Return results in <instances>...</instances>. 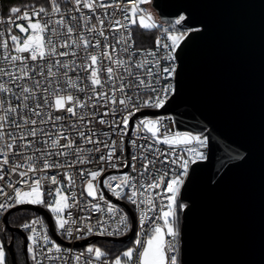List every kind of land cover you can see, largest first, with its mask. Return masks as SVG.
<instances>
[{
    "label": "snow or ice",
    "instance_id": "1",
    "mask_svg": "<svg viewBox=\"0 0 264 264\" xmlns=\"http://www.w3.org/2000/svg\"><path fill=\"white\" fill-rule=\"evenodd\" d=\"M148 2L149 0H128L127 5L122 6L119 2L110 5L105 3L104 0H73L74 11L81 13L79 19L85 21L84 28L86 32L95 34L91 39L79 33L77 38L74 39L75 29L72 24L65 22L63 16L52 20V14L61 12L56 0H50L51 13L44 7L24 11L20 7L10 9L11 13L16 15L17 20H23L27 23L26 25L15 24V27L19 29L23 36L11 34L10 28L8 29V38L0 40V49L4 52L2 58L13 69L9 71L0 68V76L7 77L9 81L15 84V87L20 89L22 95L15 98L25 102L24 107L31 111L32 116L40 118L37 120L25 115L20 117L22 125L14 123L17 129H21L22 126L28 127V132L19 137L23 141L22 149L26 150L32 146V140L27 139L28 136L33 139L37 138L38 123L40 125L51 123L56 131L52 133L45 131L43 127L39 128V135L44 137L40 143L48 147L44 149L37 148L31 156H27L24 164H14L11 171L21 178L19 184L24 187L9 184L8 187L13 189V195H8L7 192L0 189V196L6 197V200L0 203V210L6 211L16 204L44 205L54 214L58 228L69 238L72 237L73 232L80 233L85 232V230L86 233L93 232V225L85 222L90 217L78 216L73 218L71 212H67L65 215L66 210L80 205L75 191L71 194V203L69 202V195L64 191L65 187H74L76 184V179L71 172L66 171L63 173L67 185H63L55 175L49 177L36 174L46 172V170L53 167L64 166L59 162H50V158L53 156L71 157V162L66 165L68 169L75 167L77 164H91L92 160L84 154L85 151L89 154L93 152L100 153L101 146L107 150V154H101L96 159L99 162L108 164L109 167H117L115 163H109L113 161V157L117 152V141L111 140V143L102 141L99 139L98 133L91 128H88L87 133L81 130L78 125L87 127L92 123V120L86 119L87 113L78 115V110L104 108V111L99 114L95 110L92 111V118L101 125L108 124L113 130H119L121 133L120 142H123V136L128 133L130 121L141 108H162L175 93L174 84L168 83V81L174 79L177 74L175 53L180 43L188 35L187 32L168 33L165 38L170 43H162L160 38H157V48L162 47L166 53L163 57L156 58V52L150 50L143 60L133 61L132 54L129 53L131 32L128 33L127 37L121 36L119 39L113 37L116 39V43L112 44L108 42V36L105 35V21L108 19V13L105 11L103 18L96 15L97 9L106 10L114 6L125 13L123 18L126 23H121L118 19L109 20L108 28L113 32H119L128 28V25L135 24H139L144 29H152L157 25L152 22L151 15L144 14V10L140 8V4ZM83 9H87L95 15L97 24L89 26L88 21L92 19V16L83 15ZM42 17H47V19ZM71 19L75 21L78 18L72 16ZM184 20L185 17L180 16L175 23L180 25ZM9 23H12V21H9ZM2 36L3 33H0V37ZM97 36L102 37L104 42L102 43ZM9 40L12 45V54L9 51ZM120 44L124 45L120 51L129 53L127 59L117 55L116 45ZM59 48L65 50L59 51ZM68 49L73 50L68 51ZM90 49L98 51H89ZM78 51L82 63H77L75 59L68 63L60 59L54 61L50 59L68 56L75 58ZM148 56L153 57V59L149 60ZM161 60L165 61L167 66L161 67ZM38 61L40 63H37ZM78 69L82 75L77 74L76 78L73 79L69 73L77 72ZM33 73L42 77L44 83H41L39 79L32 80ZM161 80L165 83L161 84ZM16 81H32V83L31 85L24 83L22 86L16 84ZM142 90L150 92L151 95H148L147 99H144L141 103L140 93ZM10 91V88L0 84V92L8 93ZM37 93H40V95H37ZM76 93H84V98L81 99ZM30 98L34 100L35 107L28 109L27 101ZM17 108H19V105L16 108L9 105L6 112L19 116ZM53 110L70 114L71 117L76 119L65 125L61 122H64L66 117L63 115L53 117L51 114ZM117 112L120 113L118 120L113 119L109 122L104 119L105 116L110 114L116 117ZM8 120V115L0 116V140L4 139V124ZM134 128L137 133L140 131L149 133L156 144L169 145L172 152L161 154L164 156L162 163H170L175 167L165 171L151 182H141L139 187L136 186L134 178L128 174L106 176L101 181L100 178L105 173L103 166L96 170L80 168L79 177L83 183L80 196L86 195L92 200L104 201V193L100 190V184L103 183L115 197L118 199L126 197L128 202L140 209L139 224L142 230L134 242L136 247H130L123 251L111 261V264H133L134 257L136 258V264H179L178 240L180 232L177 210L179 209L182 212L187 207L186 204L181 202V188L189 176L190 165L198 160L205 159V155L200 149L206 146L207 138L187 132L170 134L167 130L162 134L159 119H140L138 123H134ZM103 134L105 136L109 135L107 132ZM73 136L83 144L94 145L95 147L88 149L79 147L77 146V139H73ZM10 138L12 142L6 144L9 151L14 148L16 142V137ZM130 143L135 145L136 141L133 139ZM178 145H195V147H188L186 150L187 157H185L182 155L177 156L173 146ZM140 147L143 149L140 155V159L143 160V172H149V167L154 165L155 160L149 159L144 153L150 152L154 145L149 143L146 147L144 145ZM69 149L72 151L69 152ZM156 153H159V149H156ZM13 155H17V153L13 152ZM0 157H2L0 159V169H3L4 165L9 163L8 153L0 149ZM34 159L42 163V168L36 166ZM132 159L136 160L137 157L133 156ZM25 165L26 170H21L25 168ZM124 166L127 167L128 165ZM132 167H135V165H132ZM29 173L32 175H29ZM149 174L155 175V173ZM137 175L142 176L143 173H137ZM0 179H3L2 174H0ZM45 180L50 185L55 186L50 187L47 193L43 185ZM126 188L130 189V194L125 192ZM46 195L50 198L47 202L45 200ZM8 201H14V203ZM87 207L97 213L106 211L109 214L108 219H104L102 216L96 221V225L99 227V235H122L131 227L128 223V215L120 211L110 201H105V207H102L100 203H92L90 200L87 202ZM81 211H84V209H81ZM113 219L116 223L112 231H109L108 226L111 225ZM78 222L83 224V227H78ZM145 223L150 224V231H144ZM37 224H41L39 219L22 225L24 229L31 232L27 237L29 241L27 252L30 254L33 264H45V261L48 264H67L66 257L62 255L60 244L49 237L46 228L42 227L38 231ZM144 236L147 238H142ZM86 252L89 254V259L85 260L83 264H95V261H101V258L106 256V253L99 247L90 246L86 249ZM84 255L83 252L75 255L73 257L75 264H81ZM5 260L4 244L0 242V264H5Z\"/></svg>",
    "mask_w": 264,
    "mask_h": 264
},
{
    "label": "water",
    "instance_id": "2",
    "mask_svg": "<svg viewBox=\"0 0 264 264\" xmlns=\"http://www.w3.org/2000/svg\"><path fill=\"white\" fill-rule=\"evenodd\" d=\"M160 21L186 15L181 27L192 28L176 49L175 93L162 108L135 116L170 114L176 128L209 136L206 161L196 162L181 188L180 264H264V0H151ZM123 237L92 236L78 241L126 242ZM30 211L47 222L42 205L16 204L2 218L4 231L18 232L8 222L14 211ZM18 264L13 242L6 245ZM27 264H30L27 262Z\"/></svg>",
    "mask_w": 264,
    "mask_h": 264
},
{
    "label": "built area",
    "instance_id": "3",
    "mask_svg": "<svg viewBox=\"0 0 264 264\" xmlns=\"http://www.w3.org/2000/svg\"><path fill=\"white\" fill-rule=\"evenodd\" d=\"M56 2L59 4V6L61 8V12L59 14H52L51 18H52V20H56V19H59L60 16H63L66 23L72 24L74 29H75V31L73 33L74 39L77 38L78 33L86 35L89 39H91L92 36L95 35L94 33L86 32V30L84 28L85 21L79 19V17L81 16V13L74 11L73 0H56ZM104 2L107 4H110V5H113L115 2H119L123 6V5H127L128 0H104ZM39 7H44L49 13H51L52 5L50 3V0H47V3L44 5H34V6L26 7V8H23L22 11L30 10V9H38ZM140 8H142V4H140ZM82 11H83V15L92 16V19L90 21H88L89 26L91 24H97V20H96L95 15L90 13L89 10H87V9H83ZM105 11L108 13V19L105 21V35L108 36V42L115 44L116 39H119L121 36L127 37L128 33L131 32V40L129 41V44L131 45V47L129 49V53L132 54L133 61L143 60L150 50L156 52V54H157L156 58L163 57L164 55H166V53L162 47L159 49L157 48V45H156L157 38H160L162 43H170L165 38L168 33L178 34V33H182V32H188L192 29V28H187V27H181V25L186 20V15L184 13H180L175 18H173V20L171 22L166 23V22L160 21L159 24L154 22L157 25V27L152 28V29H144V28L140 27L139 24H135V25H128V28L123 29L119 32H113L110 28H108L109 20L118 19L121 21V23H126V21L123 18L125 13H123L120 9L113 6V7L107 8L106 10L105 9H97L96 15H100L101 18H103V13ZM144 14L148 15V13H146L145 10H144ZM72 16H76L78 19L74 21L71 19ZM180 16H184L185 20L180 25H177L175 23V21L178 20L180 18ZM42 18L47 19V17H42ZM9 21H12V23H9ZM26 23H27L26 21L17 20L16 15L12 14L11 12L8 14H3L1 12V7H0V33H3V36L0 37V40L8 38V29H10V28H11V34L23 36V34L19 32V29L15 27V24H25L26 25ZM50 27H52V26L50 25ZM57 27H59V26H57ZM134 30L151 31L154 35L153 44L150 46L141 47V48L134 46V44H133ZM166 30H167V32H166ZM61 31H63V29H61ZM113 37H115L116 39H114ZM97 38L100 39L102 41V43L104 42L102 37L97 36ZM116 47L118 49L117 55L127 59L129 53H125L123 51H120V49H122L124 47V45L120 44V45H116ZM11 48H12V45H11V42L9 40L10 54H12ZM58 50L64 51L65 49L59 48ZM72 50L73 49H68V51H72ZM89 51H98V50L90 49ZM3 55H4V52L2 49H0V68H5L9 71H12L13 69L11 68V66L6 61L3 60V58H2ZM147 58L149 60L153 59V57H151V56H148ZM50 59H52L53 61L55 59H60L61 61L65 62V63H68V62L72 61L73 59H75L77 63H82V59H81V55H80L79 51H78L77 57H75V58L68 56V57H53ZM29 63H32V62H29ZM37 63H40V62L38 61ZM175 63L177 66V60L175 61ZM164 66H167V63L165 61L161 60V67H164ZM53 70L55 71V69H53ZM37 71H38V69H37ZM77 74L82 75V73H80L79 69L77 70V72H70L69 73V75H71L73 77V79L76 78ZM37 79L41 80V83H44V80L42 77H39L36 75V73H33L32 74V80H37ZM15 83L23 86L24 83L31 85L32 81H26V82L25 81H16ZM85 83H87V81H85ZM163 83H165V82L163 80H161V84H163ZM168 83L174 84V79L168 81ZM0 84H3L5 87H8L11 89V91L8 93L0 92V116L8 115V117H9L8 122L4 124V129H3V131L5 133L4 139L0 140V149L7 152L8 157H9V163L7 165H4L3 169H0V174L3 175V179H0V189H3V191L7 192L8 195H13V189L8 187L9 184H15L17 187H24V186L19 184V181L21 178L16 173H13L11 171V168L14 166V164H17V163L24 164L27 156H31L37 148L44 149V148L48 147L47 145H43L42 143H40V141L44 139V137L39 135V128L40 127H43L45 129V131L52 132V133H55L56 130L52 127L51 123L44 124V125H40L38 123V125H37L38 136H37V138L33 139L32 137L28 136L27 139L32 140V146L27 148L26 150L22 149L23 141H21L19 139V137H20V135L26 134L28 132V127L22 126L21 129H17L14 126V123H20L22 125V120L20 119V117H23L25 115L30 116L31 118L37 119V120H39L40 118L32 116L31 111H28L27 109H25V107H24L25 102L22 100H17L15 98V97L21 96L22 93H21L19 88L15 87V84H13L11 81L8 80L7 77L0 76ZM81 86H83V85H81ZM76 94L79 95L81 97V99H83L84 95H85L84 93H76ZM37 95H40V93H37ZM148 95H151V93L147 92L145 90H142L140 93V102L142 103L144 99H147ZM9 105H11L14 108H16L17 105H19V108H17V112L19 113V116H17L16 114H13V113H7L6 112V109L9 107ZM27 105H28V109L34 108L35 107L34 100L30 98L27 101ZM117 107H119V106H117ZM156 109H158V108L143 107V108H141L140 111H142V110H156ZM94 110L99 114V113H102L104 111V108L97 107L96 109H90L89 108V109L78 110V115L87 113L86 119L92 120V123L89 124L87 127H84L83 125H78V126L81 128V130L85 131L86 133L88 131V128H91L93 131H96L98 133L99 139H101L102 141H105L108 143H111V140L117 141V145H116L117 152H116L115 156L113 157V161L109 162V163H115L117 165V167H115V168L109 167L108 164L99 162L98 159H96L101 154H104V155L107 154V150L103 149V147L101 146L102 150L100 153L93 152V153L89 154L87 151H85L84 154L87 155L89 157V159L92 160L91 164H85V165L77 164L75 167L68 169L66 167V165L71 162V157L53 156L50 158V162H59L61 165H64V166L53 167V168L46 170V172H38L36 174V175H47L49 177L52 175H55V176H57V179L61 180V183L63 185H67V181L63 178V173L66 171H70L71 174L76 179V184L74 187H65L64 191L66 194L69 195V197H70L69 202L70 203H71V194L73 191H75L77 199L80 201V205H79V207H73V208L66 210L65 215L67 214V212H71L73 218H76L78 216L79 217H90V219L86 220L85 222L91 223L93 225V232L86 233V230H85V232H80V233L73 232L72 237L69 238L64 232H62L56 226L55 220H54L53 216L50 214L56 233L58 234V236L62 240L67 242V244H61V243L56 241V243L60 244V246L62 248V255H64L66 257L67 264H75L73 257L77 254L82 253V252L85 254L84 257L82 258V262H81V264H83V262L85 260L89 259V254L86 252V249L88 247L94 246V247L101 248L96 243L98 240L97 241H89L87 244L81 245V246H76L75 245L76 242L88 239L89 237H92V236L119 238V237L126 236L130 232L131 227L126 233H124L122 235H115V234L114 235H99L98 234L99 233V227L96 225V221L98 219H100L102 216L104 219H108L109 214L106 211L104 213H97V212L92 211L90 208L87 207V202L90 200L92 201V203H100L102 207H105V201H110L113 205L117 206L120 211H122L123 213H126L128 215V223L130 225H131L132 221H131V216H130L128 210L122 204H119V203L115 202L114 200H119L121 202H124L131 209L133 216H134V231H133L131 238L127 239L126 242H120V243L131 242L130 247H136L134 242L137 239L138 234L142 230L141 226L139 224V211H140V209L137 208L135 205L131 204L130 202H128L126 197L125 198H119V199L117 197H115L112 194V192L103 185V183L100 184V190L103 191V193H104V197H105L104 201H101L98 199L92 200V198L87 197L86 195L81 197L80 192L83 188V183L79 177V169L80 168H85L88 170H96L97 168L103 166L105 168V173H104V176H102L100 178L101 181H103L104 177H106V176H110V175L120 176L123 174H128L134 178L136 186L139 187L141 182H143V183L151 182L153 179H156L160 175H162L165 171L175 167V165H172L170 163H162L164 156L161 154L162 153L170 154L172 152V148H170L169 145H166L163 143L156 144L154 142V140L151 138L149 133H146L143 131H140L139 133H137V131L134 128V123H138L140 119H144V118L159 119L161 121V133L162 134L167 130V132L170 134H174L175 132H180V133L187 132V133H191L193 135H200L202 137H206L207 138V144L205 147L200 149V151H202L204 153L205 159L204 160H198L197 162L206 161L208 159V156H209L210 151H211V142L209 140V136L205 133V131L191 132L188 130L178 129V128H176L173 117L170 114L134 116L132 118V121H130L127 135H124L123 136V142H120L121 141V133L119 132V130H113L112 128L109 127L108 124H105V125L99 124L91 116V112ZM51 114L53 115V117H55L57 115L65 116L66 120L64 122H61V123H65V125L67 123H71V122L75 121V119H76L75 117H71L70 114H64V113L56 112L55 110H53ZM119 116H120V113L117 112L116 117H113L110 114L108 116H105L104 119L106 121L111 122L113 119L118 120ZM45 119H46V117H45ZM104 132H107L109 135L105 136L103 134ZM10 137H16L15 146L11 151H9L6 148V144L12 142ZM109 137H110V139H109ZM73 139H77V138L75 136H73ZM133 139L136 141L135 145L130 143V141ZM149 143H152L154 145V147L150 152H145L144 154L147 155L149 159L155 160V163H154V165H150L149 172H143V168H142L143 160L140 159V155H141V152H143V149L140 146L144 145L146 147L147 144H149ZM77 146L82 147L84 149L95 147L94 145L83 144L78 139H77ZM173 147L175 148V152H176L177 156L182 155V156L187 157V151H186L187 148L188 147H195V145H187V146L178 145V146H173ZM156 149H159V153H156ZM68 151L71 152L72 150L69 149ZM13 152L17 153V155H13ZM133 156L137 157V159L133 160L132 159ZM117 157H119V159H117ZM0 159H2V157H0ZM34 162L36 163V166L38 168H42V163H40V161L34 159ZM124 165H128V166L125 167ZM132 165H135V167H132ZM191 165H190V167H191ZM21 170H26V165H25V168L21 169ZM137 173H143V175L138 176ZM149 173H155V175H150ZM29 175H32V174L29 173ZM113 183H116V182H113ZM43 185H44L46 193L50 187H55V186L50 185L48 183V181H46V180L43 181ZM125 192L130 194V189L126 188ZM145 195H147V194H145ZM45 198H46L45 200L49 199V197L47 195L45 196ZM5 200H6L5 196H0V203H3ZM8 202L14 203V201H8ZM157 203H159V202L157 201ZM42 206L45 207L44 205H42ZM81 209H84V211H81ZM7 210L6 211L0 210V242H2L4 244V249L6 250V255H8V253H7V249H6L5 245L8 241H6V239H4V237H3L2 218H3L4 214L7 212ZM20 211H24V210H20ZM11 213H13V212H11ZM35 219H39L41 221V224L36 225L37 230L40 231L42 227L46 228L47 234L49 235V237L52 240H54L53 237L51 236L50 232H49V228H48L46 220L41 215H37L34 213V215H32L31 217H29L27 219L21 220L15 226L18 227L21 231H23L25 233V235L28 237L31 234V232H30V230L24 229L22 227V225L25 223H29L30 221L35 220ZM115 223H116V221H115V219H113L111 221V225L108 226L109 231H112L113 227L115 226ZM77 226L83 227V224H80L78 222ZM150 227H151L150 224L145 223L144 231H150ZM178 228H179V226H178ZM142 238L146 239L147 237L144 236ZM27 242H28L27 243V246H28L29 241H27ZM48 246L50 247V245H48ZM130 247H128V248H130ZM128 248L120 251L116 256L120 255L123 251H126ZM101 250L103 251L102 248H101ZM38 251H39V249H38ZM179 252H180V247H179V240H178V261H179ZM26 256H28L30 258V254L28 252L26 253ZM114 259H115V257L111 258V257L106 255L105 257L101 258V261H95V264H105V262H106V264H111V261H113ZM30 260H31V258H30ZM45 264H48V262L45 261ZM133 264H136V258L135 257L133 259ZM179 264H180V261H179Z\"/></svg>",
    "mask_w": 264,
    "mask_h": 264
},
{
    "label": "trees",
    "instance_id": "4",
    "mask_svg": "<svg viewBox=\"0 0 264 264\" xmlns=\"http://www.w3.org/2000/svg\"><path fill=\"white\" fill-rule=\"evenodd\" d=\"M47 3V0H0V7H1V12L3 14H8L10 13V9L12 7H20L21 9L34 6V5H44ZM153 33L151 31H140V30H134L133 33V44L136 47H147L153 44ZM34 215V213L29 212V211H18L17 213H11L8 216V222L10 225H17L21 220L27 219ZM178 226L180 224V213L178 215ZM6 241H9V239L6 238ZM106 253L107 256L114 258L116 255L130 247L131 242L127 243H120V242H114V241H107V240H98L96 242ZM14 248V255L15 259L18 264H27L28 262L31 264V260L28 256H25L22 254V252L19 254L17 252L16 248ZM6 264H12L10 258L8 255H6Z\"/></svg>",
    "mask_w": 264,
    "mask_h": 264
},
{
    "label": "flooded vegetation",
    "instance_id": "5",
    "mask_svg": "<svg viewBox=\"0 0 264 264\" xmlns=\"http://www.w3.org/2000/svg\"><path fill=\"white\" fill-rule=\"evenodd\" d=\"M15 213H17L18 211H14ZM13 212V213H14ZM11 214V213H10ZM9 214V215H10ZM8 215V216H9ZM15 226V225H13ZM16 227V226H15ZM4 236H5V239H9V240H12L13 242V247L16 248L17 252H19V254L22 252V254L24 255L25 257V252H24V239H23V236L18 233V232H9L7 230L4 231ZM27 237V236H26ZM28 241V240H27ZM28 243V242H27ZM26 250H27V244H26ZM13 251H14V248H13ZM10 258V257H9Z\"/></svg>",
    "mask_w": 264,
    "mask_h": 264
},
{
    "label": "rangeland",
    "instance_id": "6",
    "mask_svg": "<svg viewBox=\"0 0 264 264\" xmlns=\"http://www.w3.org/2000/svg\"><path fill=\"white\" fill-rule=\"evenodd\" d=\"M142 8L145 10V12L146 13H148V14H150L151 15V17H152V21L153 22H155V23H157V24H159L160 23V20H159V18H158V16H157V14H156V12H155V10L152 8V6H151V0H149V2L148 3H143L142 4ZM46 199V198H45ZM50 199V198H49ZM49 199L48 200H46V202L47 201H49ZM46 209L50 212V214L53 216V218H54V220H55V216H54V214H52L51 213V211L46 207ZM179 213H181V211H179V209L177 210V215H179ZM179 222V221H178ZM56 224V223H55ZM57 226V225H56ZM58 227V226H57ZM5 250V249H4ZM5 253H6V250H5ZM27 262H28V260H27ZM31 264H33V261H31Z\"/></svg>",
    "mask_w": 264,
    "mask_h": 264
}]
</instances>
